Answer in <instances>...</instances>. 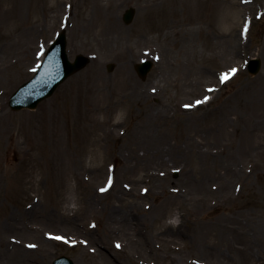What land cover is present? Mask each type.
<instances>
[{
	"label": "rangeland",
	"instance_id": "374dc122",
	"mask_svg": "<svg viewBox=\"0 0 264 264\" xmlns=\"http://www.w3.org/2000/svg\"><path fill=\"white\" fill-rule=\"evenodd\" d=\"M63 28L91 62L10 109ZM60 255L264 264V0H0V264Z\"/></svg>",
	"mask_w": 264,
	"mask_h": 264
},
{
	"label": "water",
	"instance_id": "95a60500",
	"mask_svg": "<svg viewBox=\"0 0 264 264\" xmlns=\"http://www.w3.org/2000/svg\"><path fill=\"white\" fill-rule=\"evenodd\" d=\"M134 12L129 10L125 15V20L132 21ZM66 39L63 34L50 50L47 60L39 74L29 83L23 85L11 99L13 108L23 106L35 107L43 98L51 95L57 85H59L70 74L81 69L84 64L81 61L71 64L68 61L66 52ZM260 68V62H253L251 72L256 73ZM139 72L145 76L147 68L139 67ZM55 264H73L69 259H59Z\"/></svg>",
	"mask_w": 264,
	"mask_h": 264
},
{
	"label": "snow or ice",
	"instance_id": "6c2138e0",
	"mask_svg": "<svg viewBox=\"0 0 264 264\" xmlns=\"http://www.w3.org/2000/svg\"><path fill=\"white\" fill-rule=\"evenodd\" d=\"M247 31H248V26H247V24H245V26H244V33H247ZM33 71H35V69H33ZM236 72H237V69L233 68V69H231L230 72L222 74L220 76V83L221 84L226 83L229 79H231L232 76H234L236 74ZM208 91L209 92H212V91H215V89H208ZM209 99H210V97H207L206 96L204 98V100H202V101H196V104L195 105H184V107L185 108L195 107V106L200 105L202 103H206ZM175 171H179V170L177 169ZM111 183H112L111 178H109L108 185L105 188L100 189V191L101 192H106L108 190V187L111 186ZM51 238L52 239H55V240H61V239H63L62 237H51ZM28 247H35V245H29ZM116 247L119 248L120 245L117 244Z\"/></svg>",
	"mask_w": 264,
	"mask_h": 264
},
{
	"label": "bare ground",
	"instance_id": "6f19581e",
	"mask_svg": "<svg viewBox=\"0 0 264 264\" xmlns=\"http://www.w3.org/2000/svg\"><path fill=\"white\" fill-rule=\"evenodd\" d=\"M109 20L112 22V24H114V20L113 21H112V19H109ZM139 96H142V95L140 94ZM139 96H135V98L138 100ZM137 132H138V130H137Z\"/></svg>",
	"mask_w": 264,
	"mask_h": 264
}]
</instances>
